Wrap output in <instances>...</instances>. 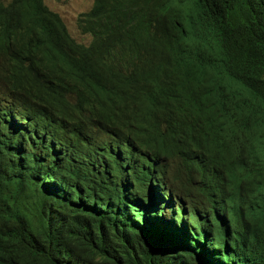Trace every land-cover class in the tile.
<instances>
[{
	"label": "trees",
	"instance_id": "1",
	"mask_svg": "<svg viewBox=\"0 0 264 264\" xmlns=\"http://www.w3.org/2000/svg\"><path fill=\"white\" fill-rule=\"evenodd\" d=\"M79 26L93 36L89 45L73 39L44 0H0V83L20 87L43 104L68 101L71 106L55 121L63 127L104 123L100 95L114 86L124 90V106L151 102L154 116L161 113L182 142L210 120L204 112L216 103L214 91L241 90L254 97L241 102L264 135V0H95ZM123 65L149 71L131 77ZM185 74L191 93L181 100L199 111L191 115L177 109L175 93L164 86ZM198 88L214 93L201 96L194 92ZM231 110L228 100L221 111ZM23 121L0 103V264H264V165L253 173L255 195L220 194L239 209L256 198L258 210L229 220L196 213L192 225L178 226L174 217L151 238L129 239L123 230L132 214L123 192L133 166L108 163L83 178L23 183L16 173L25 168L49 171L36 154L45 136L35 132V123ZM111 129L117 142L127 139L117 124L111 122ZM139 147L155 151L148 170L172 174L184 188L194 176L186 156L174 162L154 146ZM201 233L216 246L210 255ZM220 251L230 259L221 262Z\"/></svg>",
	"mask_w": 264,
	"mask_h": 264
},
{
	"label": "clouds",
	"instance_id": "2",
	"mask_svg": "<svg viewBox=\"0 0 264 264\" xmlns=\"http://www.w3.org/2000/svg\"><path fill=\"white\" fill-rule=\"evenodd\" d=\"M67 30L70 33L68 27ZM126 55L127 49L120 54L123 61ZM121 70L131 77L146 75L149 71L147 67L136 69L125 68L124 65ZM185 76L179 81H167L164 86L175 93L177 109L191 115L199 111L181 100L183 95L191 93ZM194 92L201 96L216 92L218 97L210 110L204 112L210 120L195 128L189 141L182 142L168 129L161 113L154 116L151 102L139 99L124 106L125 92L114 86L106 87L100 95L98 112L104 115V123L92 126L76 123L63 127L55 121L71 106L68 101L56 99L43 104L31 98L26 90L2 83L0 103L16 114L20 123L26 119L35 123L38 126L35 132L45 136L38 144L36 154L47 163L49 171L42 167L25 168L16 176L26 184L51 185L60 183L64 178H83L96 173L108 163L123 167L129 162L133 170L129 171L130 181L123 192L132 214L129 225L123 230L129 239L135 236L151 238L157 226L168 223L174 217L178 226L184 221L192 225L196 213L209 218L222 215L229 220L237 213L258 210L260 202L256 198L239 209L224 203L220 197L222 192L235 198L245 192L255 195L258 191L253 173L264 165V135L256 127L259 120L252 114L246 115L241 102L254 97L248 92L230 89L204 92L198 88ZM228 100L232 101V110L226 114L221 108ZM30 106L34 108L31 115L26 111ZM111 122L126 135L125 141L117 142L113 138ZM246 123L254 125L244 128ZM143 143L154 146L160 155H169L174 162H181V155L190 160L194 176L188 179L185 188L172 174L166 176L153 169L148 170L146 163L155 151L143 150L139 147ZM216 201L219 202L218 208L213 207ZM200 235L205 253L210 255L216 246L208 242L206 234ZM217 248L220 249L219 246ZM218 254L221 262L230 259L224 252Z\"/></svg>",
	"mask_w": 264,
	"mask_h": 264
},
{
	"label": "rangeland",
	"instance_id": "3",
	"mask_svg": "<svg viewBox=\"0 0 264 264\" xmlns=\"http://www.w3.org/2000/svg\"><path fill=\"white\" fill-rule=\"evenodd\" d=\"M44 2L61 15L76 40L86 44L90 43L92 36L81 32L78 19L82 13L92 8L95 0H44Z\"/></svg>",
	"mask_w": 264,
	"mask_h": 264
},
{
	"label": "bare ground",
	"instance_id": "4",
	"mask_svg": "<svg viewBox=\"0 0 264 264\" xmlns=\"http://www.w3.org/2000/svg\"><path fill=\"white\" fill-rule=\"evenodd\" d=\"M57 13V12H56ZM191 175V174H190ZM224 194V193H223ZM107 195V194H106ZM226 195V194H225ZM116 209V208H115ZM240 225H241V223H240Z\"/></svg>",
	"mask_w": 264,
	"mask_h": 264
}]
</instances>
